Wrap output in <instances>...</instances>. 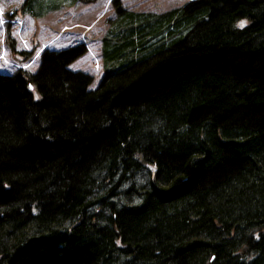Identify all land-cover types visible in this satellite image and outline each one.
<instances>
[{"label": "trees", "instance_id": "obj_1", "mask_svg": "<svg viewBox=\"0 0 264 264\" xmlns=\"http://www.w3.org/2000/svg\"><path fill=\"white\" fill-rule=\"evenodd\" d=\"M113 5L95 88L0 73V264H264V0Z\"/></svg>", "mask_w": 264, "mask_h": 264}, {"label": "rangeland", "instance_id": "obj_2", "mask_svg": "<svg viewBox=\"0 0 264 264\" xmlns=\"http://www.w3.org/2000/svg\"><path fill=\"white\" fill-rule=\"evenodd\" d=\"M43 1L34 0L39 10ZM58 10L47 11L36 18L23 11L25 0H0V73L15 74L19 70L34 73L39 68L46 50H62L84 46L86 52L69 67L83 71L93 78L90 88H95L104 75L102 38L107 33L109 21L114 19V0H56ZM190 0H120L122 6L136 12L161 13L182 6ZM49 3V2H48ZM248 20H240L244 26ZM40 98L37 89L33 90ZM145 172L136 180L138 185L148 182ZM137 198L127 200L135 204Z\"/></svg>", "mask_w": 264, "mask_h": 264}]
</instances>
